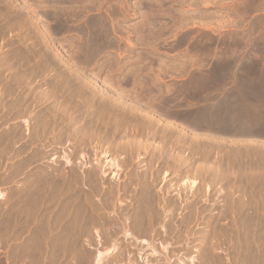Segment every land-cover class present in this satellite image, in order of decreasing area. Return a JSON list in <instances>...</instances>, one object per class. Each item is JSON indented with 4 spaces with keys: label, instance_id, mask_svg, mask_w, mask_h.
<instances>
[{
    "label": "rangeland",
    "instance_id": "obj_1",
    "mask_svg": "<svg viewBox=\"0 0 264 264\" xmlns=\"http://www.w3.org/2000/svg\"><path fill=\"white\" fill-rule=\"evenodd\" d=\"M117 83L149 87L141 96L151 102L170 97L185 103L184 117L177 115L178 108L168 115L175 131L170 146L177 143L181 126L186 137L182 151L172 147L175 151H170L168 159L177 160L180 154L182 165L156 156L162 144L154 135L149 153L142 151L140 157L129 158L123 165L125 154L121 152L107 153L101 160L123 159L118 160L120 179L106 170V189L117 188L118 179L126 187L139 167L154 177L159 172L153 191L168 195L164 201L174 199L171 207L177 203L173 207L177 212L169 213L166 227L158 224L151 240L139 236V240L154 241L160 253L156 258L147 255L152 249L146 243H139L144 250L129 261L126 252L133 238L128 235L125 240L122 231L119 238L114 236L120 247L114 251V238L99 234L100 230L95 234L109 243L102 241L103 247L97 241L94 245L98 247L88 242H84L85 248H81L82 242L55 246L58 236L67 235L59 234L60 229L54 231L63 216L61 210L71 207L56 205L60 195L53 183L57 175L58 179L71 178L66 173L72 168L88 172L98 160L96 149L81 148L73 139L58 141L54 125L58 115L53 110L61 100L57 88L84 84L102 90ZM72 95L78 93H65L66 99ZM222 99L231 108L241 102L244 111L255 116L251 125L259 133L251 137L222 133L229 109L228 104H221ZM196 111L200 116H194ZM162 124L153 132L159 127L163 131ZM185 180L196 183L191 186ZM125 187L120 191L124 203L117 202L124 207L135 196L133 188ZM41 203L47 206L42 209ZM110 209L112 216L114 210ZM74 213L65 220L66 225H75ZM42 220L53 229L45 230ZM133 223H127L131 230L135 229ZM43 234L50 239H42ZM106 246L110 252L105 258L111 264H264V0H0V264H97L94 254L107 252ZM118 253L121 261L116 258Z\"/></svg>",
    "mask_w": 264,
    "mask_h": 264
},
{
    "label": "bare ground",
    "instance_id": "obj_2",
    "mask_svg": "<svg viewBox=\"0 0 264 264\" xmlns=\"http://www.w3.org/2000/svg\"><path fill=\"white\" fill-rule=\"evenodd\" d=\"M8 2H5V3H7V4H5V6H7L9 4ZM8 6L5 7V9L8 10ZM7 13L8 12L6 11V14ZM18 16H20V14ZM20 17H22V16H20ZM45 33L46 32H44V34ZM48 34H50V33L48 32ZM45 38H47V37L45 36ZM47 40H48V38H47ZM78 70H80V69H78ZM80 71H77V72L79 73ZM95 75H96V73H95ZM111 75H113V74H111ZM97 77H98V74H97ZM105 84H103V85H105ZM138 84L136 83V85H138ZM106 85H108V84H106ZM132 85L127 86V85H124L122 83V84H118L115 86L110 85L111 88L110 87H104L102 90H101V88H98L95 85H84V84H69V85H65V86H61V87L57 86L58 87L57 91L60 94L61 100H58V102L56 101L55 104L53 103L55 106V108H53V110L55 109L56 110L55 113L57 112L56 114L58 115V117L55 116L56 119H54L55 131L58 135V141L63 142L65 140L67 141V139H73L71 141L72 142L75 141L76 143H79L78 146L81 148L87 147L89 149V151H92V152L96 149V151L94 153H95V155H97L96 157L98 160H97V162L94 163L93 166L92 165L90 166L91 169L88 172L87 171L83 172V170H82V172H80L77 170V168H72L71 170H69L66 173L65 172L66 168H65L64 173L69 174L68 177H71L70 175L72 174V177L69 178L68 180L65 178H61V177L58 179V175H57L56 178L58 180L56 179L54 183L52 181V183L55 184V187L58 189V193L60 195L58 198L59 202L56 201L57 199L52 197L55 200L53 202L59 203L60 205L59 204H56V205L60 206L61 208L63 206L71 207V209H69V210H67V209L61 210L63 213L62 212H60V213H62L61 215H63V216L61 218L59 217L60 219L57 222L58 226H56L57 229L54 230L56 232V231H58V229H60L58 231V233L59 232L67 233V235H68V232H66V231H69L70 236L68 235L69 237H67V235H66V237H65V235L63 236V234H62L63 237L58 236L57 237L58 239L56 238L57 239L56 245H55V243H53L55 246H59L60 244L61 245L63 244L64 246L67 244V246H70V245H68V244H71L70 242L77 245V244H80L79 242H82L81 244H83V245L81 246V248L83 246L85 248L86 245H84V242H86V243L88 242L90 246H93L95 241H97L95 244L98 243V245H101L102 241H103L102 238L104 236V233L107 234V236L109 238H112V239L114 238V240H115V237L119 238L118 233H120L122 231V235L125 237V240H127L126 237H129L130 235L133 238L132 243L130 242L131 244L127 247V252H126V255L128 256L129 261L132 258V256L133 257L137 256V255L142 253V249L144 250V248H142L141 244H139V243H146L147 246H149V248L148 247L147 248L152 249V252L148 253L147 255L155 256V258H156L160 254L156 250L155 245L153 244L154 239L152 240L153 241V243H152L151 241H148L149 238H147V237H146L147 239L141 237L142 240H139V236H142V235L148 236V237L150 236L149 240H151V235L155 236V234L157 232L158 224L161 223L160 226H162L163 228L166 227V224H169V222H170L169 221L170 217H168L169 213L174 211L173 207L177 203H175L174 205H172L173 207H171L170 205L173 204L172 201L174 199L170 200L171 203L168 202L169 200L164 201V199H166L165 197L168 195L164 196L165 194L164 195L162 194V196H161L159 193H156V190H154L155 192L153 191L154 183H155L154 179L156 178V176H157V178L160 176L159 172H158L159 175L158 174L156 175L157 172L156 173L153 172L156 175L154 177L153 173H152L153 175H151V171L150 172L149 171L142 172V170L141 171L139 170L140 169L139 167H136L135 173L132 172V175L134 174L135 178L132 176L131 183H130L133 187L130 184H127L125 187V186H120V181L118 182V180L120 179L118 171H120L119 166H120V168H122L121 166L123 165L124 161H126L127 159H129V158L133 159V157H135V156L140 157L142 151H145L148 153H149V151H151V148H153V147H151V141H150L151 135H154L153 136L154 139L156 137V138H160V140H161L160 143L162 145L159 144L160 150L156 154V156H158V158L164 157L167 160L169 157V154L172 153L170 151L171 150L175 151V149H172V147L178 148V153L180 151H182V148H183L182 146H184V143H185V142H183V139L186 138V137H184V134H183L185 132L182 133V131H184L183 127L181 125H179V123L176 121L175 123H178V125L181 126L178 130V135H176L178 137L176 140H178V141L176 143V140H174L176 144H174V145L172 144L173 146L172 145L170 146V144L172 142V141H170V139L172 138V136L170 138V135L175 131L172 128V126H173L172 124H174V123H172L170 121V118L168 117V115H170V113H172L173 108H178L179 110L177 112V115L179 117H184V113H183L184 111L183 110H184L185 103H184L182 98H178L177 100L175 99L176 100L175 101L173 99H170V97L164 99L163 101L161 100L160 103L151 102L150 100H147V98L145 100L144 97H142L141 95L143 94V92L148 91L149 87L148 88L139 87V86H143L140 84H139V86H135V84L133 86ZM147 86H149V85H147ZM152 87L154 88V86H152ZM158 89L155 88V90L159 91ZM165 90H167V89H165ZM66 92H71V93H75V94L78 93V96L73 98V95H72L71 98L66 99V96H65ZM159 92H162V91H159ZM167 92L164 91V93H167ZM156 93L154 95H156ZM144 94H147V93H144ZM55 95L56 94H54V96ZM180 96L178 95V97H180ZM19 97H23V96H19ZM49 97H48V99H49ZM149 97H151V96H149ZM46 98H47V96H46ZM52 99H53V93H52ZM222 100L223 101L221 102V104H224V106H226L229 102V101L226 102L225 99H222ZM234 103H232V104H234ZM21 104H22V102H21ZM230 106H231V104L230 105L228 104V106H227V108H229V109H227L228 114H227V116L224 117L225 119L223 118L224 123L222 124L221 129H223L224 132H222V133L237 135L240 137L249 136V135H256L259 133L258 130L253 127L254 125L253 126L251 125V121L253 120V117H255V116L252 117V115L247 114L244 111V108H243L241 102H238L237 106L234 105V106H236L235 108H233V107L231 108ZM50 110H51V108H50ZM147 110L154 111V113L151 114ZM225 110H226V108H225ZM139 111L146 112V113H144L146 115L139 114ZM52 113L54 114V112H52ZM222 113H223V111H222ZM42 114H44V113H42ZM47 114L48 113H46L45 115L47 116ZM194 116H196V117L200 116V112L196 111ZM42 117H41V119H42ZM48 117H49V115H48ZM44 121H45V119H44ZM47 122H50V121H47ZM45 123H46V121H45ZM161 124L163 127V131H161L159 129L160 128L159 127L157 130H155V132H153V129L155 128V126H161ZM174 126H176V125H174ZM256 126L259 127L258 125H256ZM48 127L49 126H47V128ZM177 128L178 127H176V129ZM184 129H185V127H184ZM261 129L262 128H260L259 130H261ZM46 132H48V131H46ZM46 138H47V136H46ZM174 141H173V143H174ZM182 142H183V144H182ZM104 144H107L108 146H105ZM118 152H121V154H125V156L123 157L124 160L122 159L123 160L122 165L121 164L119 165V163L122 161L121 159H120L121 161L119 159H117V160L115 159L116 161H113L110 159L105 160V161H101L102 158L105 155H107V153L114 154V153H118ZM44 155H45V153H44ZM175 155H176V153H175ZM178 155H179V157H177V155H176V159L177 158L178 159L177 160L173 159V160L175 162L176 161L179 162V164L182 165L184 160H183L182 156H180V154H178ZM44 158H45V156H44ZM62 158H63V156H62ZM66 158L67 157H65V159ZM69 159H67V160L69 161ZM173 160L171 159L169 161L172 162ZM68 161H67V163H68ZM111 161H113V162H111ZM169 161H168L167 165H169ZM116 162H118V164ZM175 162H173V163H175ZM70 163H69V165H70ZM162 163H163V161H162ZM164 163H166V162L164 161ZM155 164H156V162H155ZM155 164H154V166H155ZM127 165L129 166V164H127ZM78 166H79V164H78ZM79 167L81 168V166H79ZM86 167L88 168L89 166H86ZM167 167L168 166H166V168ZM83 168H81V169H83ZM154 168H156V167H154ZM154 168L151 170L153 171ZM107 169H110V172H113V177H115L116 179L119 177V179L117 180V183H118L117 188L116 187L113 188V190L114 189L117 190V193L114 192L112 190V188H111V190L106 189L104 177H106L105 175L107 173V171H106ZM113 169H116V171L115 170L113 171ZM134 169H135V167H134ZM46 171L47 170H45L44 174L46 173ZM72 171H73V173H72ZM130 172L128 174H130ZM44 174L42 175V178H44L43 177ZM46 174H48V173H46ZM52 174H55V173L52 172ZM130 177H131V174H130ZM150 178H153V179L151 180ZM45 181H44V183H46ZM114 181H116V180H114ZM186 181L187 180L184 181L185 184L189 183L191 186H194L196 183L194 180H188L187 182ZM47 184H48V182H47ZM109 184H110V182H109ZM129 185L131 187H129ZM155 186H156V184H155ZM51 187H52V185H51ZM122 187H125V190H129V188H133V192H134L133 195H135L133 202L130 201L128 204L125 205V207L122 205H121L122 206L121 207L117 203L118 201L119 202L122 201L124 203L123 200L125 198L123 197L124 199L121 200L122 196H120L121 195L120 191L123 189ZM43 188H44V190H46L45 187H42L41 189H43ZM44 190H42V191H44ZM128 193L126 192L125 195H127ZM42 194L44 195L45 192H42ZM50 194H52V193H50ZM128 195L126 196L127 198H128ZM131 196L132 195H129V199ZM181 196H182V194H181ZM55 197H57V196H55ZM169 197H170L169 199H172L171 196H169ZM52 198H50V200H52ZM180 198H182V197H180ZM47 201L49 202V199ZM126 201H127V199H126ZM177 201H178V199H177ZM174 202H175V200H174ZM180 202H182V201H180ZM180 202H178L179 206H181L179 204ZM43 204L45 205V203H43ZM43 204L41 205L42 209L47 206V203H46L45 207ZM51 204H53V203H51ZM175 207H177V206H175ZM55 208L56 207H54V209ZM110 208H112L114 210L112 216L109 215V214H111V211H112ZM119 208H121V211H119ZM47 209H49V208H47ZM76 209H77L78 215H77V213H74V212H76L75 211ZM174 209H176V208H174ZM177 209H180V208H177ZM181 210H183V209H181ZM181 210H180V212H181ZM47 211H49V210H47ZM47 211L43 212L44 213L43 215H46ZM54 212H55V210H54ZM54 212L52 211V213H54ZM176 212H177V210H176ZM176 212L174 211V213H176ZM49 213L51 214L50 211H49ZM73 213L75 214L74 218L76 217L75 220L72 219L73 221H75V223H74L75 225L69 226L72 224V222H71V224L66 225L65 220L66 219L68 220L69 217L71 216V214H73ZM67 216H68V218H66ZM170 216L172 217V215H170ZM41 217L43 218L42 215H41ZM45 219H46V217H45ZM45 219H44V221H45ZM54 219H55V217H54ZM49 220L47 217L48 223H49ZM52 220L53 219H51V221ZM55 220L57 221V219H55ZM165 220H166V222H165ZM44 221L42 220V222H43L42 224L45 225L46 223H44ZM56 221H54V222H56ZM69 221H68V223H69ZM128 221L134 222L133 224H134L135 229L131 230V228H129V226H128L129 224H127ZM57 223L53 224L54 227H55V225H57ZM179 223H180V221H179ZM183 223L184 222H182V224ZM51 224H49V225H51ZM47 225L48 224H46V226H45L46 227L45 230H47L49 227H51V226L47 227ZM176 225H177V221H176ZM178 225L181 226L180 224H178ZM168 226H170V225H168ZM172 226H173V223H172ZM172 226H170V227L172 228ZM170 227H168L167 230H169ZM173 228L175 229V227H173ZM178 228H180V227H178ZM95 230H96V233H98V231L100 230L99 234L102 232L103 236L102 237L100 236L101 239L99 238L98 234L97 235L95 234ZM61 233H59V234H61ZM166 233H167V231H166ZM46 234H43L44 235L43 237L41 236L42 239H44V237H45V241L50 239V237H47L48 239H46V236H45ZM47 236H51V235H47ZM95 236H98V238H96L97 240H95ZM108 237H107V239H109ZM53 239H54V237H53ZM66 239H67V241H66ZM54 240H53V242H54ZM106 241H108V240H106ZM106 241L104 239L103 242L105 243ZM109 242H110V239H109ZM57 243L59 245H57ZM107 243L108 242H106V244ZM43 244L45 245V243H43ZM48 244H50V243H48ZM51 245H52V243H51ZM76 245L74 247L77 248ZM98 245H94V246L98 247ZM112 245H113V248H112L113 251L116 248H120L117 246L116 240H115L114 244H112ZM93 248H95V247H93ZM162 248L167 250L168 246L165 244H162ZM96 249H98V248H96ZM107 249L108 250H106V248H104V251H107V252H103V250L102 251L99 250L97 253H95L96 250H94V253L96 254V256L94 254V258L96 260L95 259L94 260L97 262V264H105L104 261H107V257L105 258V255H106V253L108 254L110 252V249L108 247H107ZM148 249H146V250H148ZM116 250H118V249H116ZM88 251H90V250L88 249ZM85 252H86V250H85ZM92 252H91V254H92ZM123 252H125V251L120 250L121 254ZM88 254H89V252H88ZM121 254L118 253V256L115 255L116 258H118V257L122 258ZM123 254H125V253H123ZM163 255H164V253H163ZM115 256H114V258H115ZM87 258H89V257H87ZM109 258H112V256L111 257L109 256ZM145 258H141V259H145ZM119 260L121 261V259L118 258V261ZM89 261L86 260V263ZM112 261H115V259ZM149 261H151V260L148 259L147 263ZM160 262H162V261H160ZM160 262H159V264H161ZM194 262H192V264H194ZM84 263H85V260H84ZM107 263L111 264L112 262H110V260H108ZM115 263L117 264L118 262L115 261ZM131 263H133V261H131ZM135 263H136V260H135ZM150 264H152V263H150Z\"/></svg>",
    "mask_w": 264,
    "mask_h": 264
},
{
    "label": "water",
    "instance_id": "obj_3",
    "mask_svg": "<svg viewBox=\"0 0 264 264\" xmlns=\"http://www.w3.org/2000/svg\"><path fill=\"white\" fill-rule=\"evenodd\" d=\"M251 136H254V135H249V136H243V137H251Z\"/></svg>",
    "mask_w": 264,
    "mask_h": 264
}]
</instances>
